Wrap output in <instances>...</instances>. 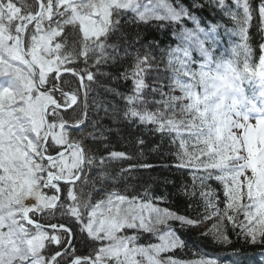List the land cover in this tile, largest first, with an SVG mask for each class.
<instances>
[{"label":"snow or ice","instance_id":"1","mask_svg":"<svg viewBox=\"0 0 264 264\" xmlns=\"http://www.w3.org/2000/svg\"><path fill=\"white\" fill-rule=\"evenodd\" d=\"M205 12L231 20L234 27L205 23ZM152 21L172 26L176 43L161 52L182 93H165L157 77L160 86L151 91L159 93L161 99L153 103L161 107L155 112L143 106L149 103L146 80L160 70L153 54L158 41L139 27ZM253 26L262 40L258 65L248 63ZM221 28L230 42L239 36L243 43L233 54L242 49L245 68L264 80V0H191L189 5L181 0H0V264H222L202 253L196 240L193 258L175 255L188 249L189 241L170 222L183 228L213 218V242L231 244V225L238 239L264 246V120L247 135V126L238 136L229 131L223 102L234 106L241 100L235 91L228 95L233 78L218 61L223 53L215 54ZM105 66L110 71H102ZM120 81H131L130 89L121 91ZM101 88L123 101L127 124L175 134L172 167L199 182L203 218L157 207L117 187L129 170L113 174L108 164L130 157L111 149L110 134H119V128L104 123H117V104L93 97L95 110L89 111L90 94ZM68 109L75 119L65 118ZM136 143L143 145V136ZM57 211L61 220L52 222ZM128 229L135 231L128 234ZM142 233L159 242L139 243ZM77 239L89 249L87 255L77 254Z\"/></svg>","mask_w":264,"mask_h":264},{"label":"trees","instance_id":"2","mask_svg":"<svg viewBox=\"0 0 264 264\" xmlns=\"http://www.w3.org/2000/svg\"><path fill=\"white\" fill-rule=\"evenodd\" d=\"M31 2L32 0H28V3ZM181 2L185 5H189L191 0H181ZM258 2L259 0H253L254 4H257ZM172 3L175 4L176 0H172ZM196 14L200 16L199 11H196ZM208 20H211L213 23L219 21L229 28L234 27V23L231 20L222 17L219 14L212 15L211 13L205 12L203 15V21L207 23ZM256 23L257 21L254 20L253 25ZM161 24H164V26L161 27ZM187 26L192 27L193 25L189 22ZM128 27L134 28L136 26L130 23ZM139 27L147 29L144 34L149 39L158 41V46L154 47L153 54L157 58L156 62L159 65L160 70L159 72H153L146 80L149 86L146 90V99L149 103L143 106L147 107L149 111L155 112L161 106L153 103V101L160 100L161 97L159 93H152L151 90L154 87H159V82L163 83V90L165 93L172 96L182 95L179 89L174 87L171 80V70L166 68L167 56L164 52H161V49H167L169 45L174 46L176 41L171 34L172 26L165 22L152 21L149 25H141ZM220 31L222 37L221 44L215 53L217 56L223 53V58H218L219 63L222 65H226L227 63L233 65L231 73L232 77H234L233 82L236 81L237 83L244 84L247 88H250V84H255L252 82L253 80H256L255 74L252 72L251 68L246 69L245 66L242 65L244 59L243 50H238L240 52L239 56H234L232 51L237 44H242L243 42L240 40L239 36H232L230 42L229 37L223 34V28H221ZM249 36L250 39L248 43L252 49V55L250 56L248 63L250 65H258L261 54L260 44L262 40L255 26L249 30ZM80 67H83L82 63H80ZM102 71H110V68L105 66ZM157 77L159 78V82L157 81ZM98 78L105 83L109 82L107 77L100 76ZM76 86L75 82L70 85L73 90H75ZM113 86L116 85L113 84ZM119 86L121 91H127L131 87V81H120ZM228 86H230V84ZM170 89L174 90L170 91ZM92 93L94 94L93 97L98 99H107L115 102L118 109L121 110L119 114L120 118L116 124H113L110 119L104 120L105 124L114 128H119V134L116 132L110 134L111 149L125 152L130 157V159L127 160L111 161L108 164V171L113 174L119 172L121 168L129 170L123 174V179L117 187L124 190L127 195H136L140 200L150 201L155 205L161 206L162 208H168L180 215H186L192 219L203 218L206 213L204 210V203L199 196V182H194L192 176L184 174L183 170H178L175 167H172V165L177 163L176 152L178 150V141L173 143L172 140V136L175 134L150 131L149 129L154 128L153 125H129L123 121L122 118V110L124 108L123 101L113 95L105 93L102 88L97 89ZM93 97L89 99L90 112L95 110L94 106L91 105ZM223 103L226 105L225 101ZM223 112L225 114L227 113V107L223 108ZM71 113L72 110L64 113L65 118L70 120L75 119V115H69L70 117H67L68 114ZM77 114H79V110H77ZM102 114L103 113H101V115ZM184 118L190 119L191 115L186 113ZM210 122L211 121H209V123ZM90 130V128L85 129V132ZM138 136H143L145 140L143 145L136 143V138ZM84 142L91 143V140L86 138ZM101 151L104 154H107V150L102 149ZM145 163L151 164L154 167L149 169L138 167V165ZM194 183L196 185L195 188L193 187ZM212 184L214 187L216 186L215 181H213ZM85 191H88L87 187H85ZM193 192H195V195H192ZM93 198H96L95 193H93ZM57 220H61L59 211H57L56 217L52 222H56ZM215 223L216 221L214 218L204 220L203 223L198 225L185 226L183 228L179 223H176L174 228L176 229L177 234L182 239L189 241V247L185 250L177 249L175 255L185 260L193 258L192 241L196 240L202 253H208L211 256L217 257L222 264H264V246L259 244L253 245L243 239H238L236 233L232 230L231 225L228 226V232L230 239L232 240L231 244L224 245L213 242L212 234L209 230L213 228ZM127 232L129 234L130 230L128 229ZM205 232L208 234L202 237L201 233ZM145 237V241H142L144 243H148V240H154L155 238L150 234L145 235ZM53 247L56 246L53 245ZM76 247L78 255L88 254L89 249L84 243L80 242L79 239H77Z\"/></svg>","mask_w":264,"mask_h":264},{"label":"rangeland","instance_id":"3","mask_svg":"<svg viewBox=\"0 0 264 264\" xmlns=\"http://www.w3.org/2000/svg\"><path fill=\"white\" fill-rule=\"evenodd\" d=\"M247 106L248 105H246L245 103H243V100H241V102L239 104H236L234 106L231 103L229 105H227L226 118H227V114H228L229 121L232 122L231 127H230V131L235 136H238L240 134V127L247 126L246 127V130H245L246 131V135L248 134V132L250 130H252L254 124H253V126H250V127H249V124H248V121L250 123V120L249 119H251V117H253V120H256L258 118V116H260V115H261V117L264 116V109H261V112H258V110L252 111L251 108H248ZM245 113L247 114V116H245ZM29 201H31V200H29ZM155 206L162 208L161 206H158V205H155ZM145 215H147V213H145ZM170 223H172L173 226H175V224L178 223V222H170ZM132 233L133 232H131L130 234H132ZM145 234H147V233H145ZM143 237H144V234L142 233L140 240ZM139 243H142V242L139 241Z\"/></svg>","mask_w":264,"mask_h":264},{"label":"bare ground","instance_id":"4","mask_svg":"<svg viewBox=\"0 0 264 264\" xmlns=\"http://www.w3.org/2000/svg\"><path fill=\"white\" fill-rule=\"evenodd\" d=\"M93 95H94V94L91 93L89 99H90L91 97H93ZM68 112H69V111H68ZM67 117H68V118L70 117L69 114H68ZM129 230H130L129 234H130L131 232H134V231H135V230H133V229H129ZM143 234H145V233H143ZM145 235H148V233L145 234ZM145 235H144V237H145ZM144 237L140 240L141 242H142V241H145V238H146V237H145V238H144ZM150 241L153 242V243H157V242H158L157 239L155 240V238H154V240L151 239ZM148 242H149V240H148ZM142 243H143V242H142Z\"/></svg>","mask_w":264,"mask_h":264},{"label":"water","instance_id":"5","mask_svg":"<svg viewBox=\"0 0 264 264\" xmlns=\"http://www.w3.org/2000/svg\"><path fill=\"white\" fill-rule=\"evenodd\" d=\"M71 110V109H68V111Z\"/></svg>","mask_w":264,"mask_h":264}]
</instances>
